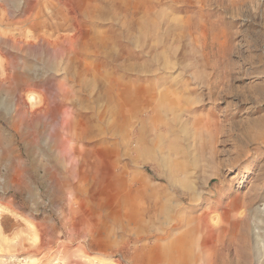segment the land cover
<instances>
[{
	"label": "rangeland",
	"instance_id": "1",
	"mask_svg": "<svg viewBox=\"0 0 264 264\" xmlns=\"http://www.w3.org/2000/svg\"><path fill=\"white\" fill-rule=\"evenodd\" d=\"M53 27L136 51L137 144L109 146L112 175L80 181L68 147L46 142L54 108L37 122L23 87L14 118L15 84H1L0 264H175L179 248L181 264H264V0H0L2 37L36 44ZM37 46L10 47L31 81L61 68ZM61 72L53 83L73 87Z\"/></svg>",
	"mask_w": 264,
	"mask_h": 264
},
{
	"label": "bare ground",
	"instance_id": "2",
	"mask_svg": "<svg viewBox=\"0 0 264 264\" xmlns=\"http://www.w3.org/2000/svg\"><path fill=\"white\" fill-rule=\"evenodd\" d=\"M112 3L110 2V4ZM115 3H117V1ZM118 4H116L117 7ZM113 8H115V6ZM115 17L117 18V16ZM71 21L75 20L72 19ZM78 24H80L79 21ZM53 29L54 30L50 35L45 32L35 33L33 38L35 39L36 44L29 42V39L31 38L28 39L22 36L17 38L8 37L9 35H6V37L3 36V38L0 35V45L4 43L7 46L5 48H0V92L3 91L1 84L5 81L13 80L15 90L11 93L12 103L10 105L9 114L14 115V118L24 114V111L29 112V108L27 109L28 102H23L24 94L21 93L23 87L25 88L24 93L27 94L28 100L30 101V104H32L30 107L33 109L35 107L37 108V122L42 120L39 116V112L47 107H53L56 117L49 126L50 129L47 133L46 142H49V144H51L50 146H52L55 150L59 148L61 143L68 147L69 157L75 163L74 166H76V171L78 168V174H76L75 177L76 179L80 181L86 180V178L90 176L101 182L108 175H112L114 166L110 160H107L104 150L112 145L115 147V150L117 151L118 149L117 152H119V148L127 147L130 142L134 145L137 144V126L135 125L137 117V80L135 78V61L137 60L136 51L134 50L133 52L131 47L123 45L122 43L117 46V49H115V39L118 38L117 35L119 34H115V37L113 35V37H110V34L107 35L102 32H91L85 36L82 33L68 34V32L66 34H62L59 32L57 27H53ZM112 32L114 34L115 31ZM28 36H30V34ZM127 38L130 40V43L135 45L136 40L133 35H129ZM35 45H39V47L41 46V50L45 49L44 53L46 50L49 51L48 49L59 52L61 68L58 69V66H55L54 72L48 71L44 74L42 79L39 80V78H32L31 81L25 79L16 70H14V68H12L14 58L10 53V47H15L17 50L19 49L18 51H20L22 48L31 50V48ZM36 48H38V46ZM27 52L28 51L25 53L27 54ZM55 54L54 56L58 55ZM33 56L34 55L32 54L31 57ZM87 57H95L98 63L96 62V65L94 66L91 65L92 63L88 64L86 62ZM58 59H56V61ZM59 71H62L61 73H63L62 75L65 83H73V87L66 90L65 88L63 89V86L60 88L59 86L57 87V84L55 85L53 83L54 80L52 78H56V73ZM122 73H126V75ZM50 81L53 83L52 85L57 87L56 89L50 86ZM74 87H78V90H75ZM36 94L38 96H35ZM27 96L24 98L25 100ZM84 104H86V106H82ZM63 115H66L64 121L65 133H61L58 129L60 119L61 117H64ZM9 119L11 120V118ZM130 128L131 130H129ZM100 131H102L105 136L111 137V140L115 136L118 137V141L111 144L107 137L102 139V141L89 140V138L95 135H101ZM129 133L130 135L128 137ZM1 136L2 135L0 133V140L2 139ZM135 148L136 146L132 149L133 152H135ZM91 158L92 160L95 158L96 162L92 164L90 162ZM171 179L173 178L171 177L169 182L173 183V180ZM92 187H94V185ZM132 194H135L134 188L127 195L131 196ZM118 195H120V197L122 196L121 193H118ZM127 195H125L124 198L122 197L123 200H120L117 204H125V197ZM84 201V199H71L70 205L71 207H80L85 204ZM93 204L97 205L100 203L93 202ZM192 232L195 233L196 231L192 230ZM211 234L215 235V232L212 231ZM257 236H260V234L257 233ZM182 242L183 241L180 239V243L176 246H181ZM173 250L175 249L173 248ZM181 251H183L181 248L176 250L177 256L175 264H181L180 260H178V256H180Z\"/></svg>",
	"mask_w": 264,
	"mask_h": 264
}]
</instances>
